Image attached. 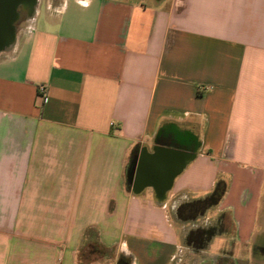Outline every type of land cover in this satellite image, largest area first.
<instances>
[{
    "label": "crops",
    "instance_id": "crops-1",
    "mask_svg": "<svg viewBox=\"0 0 264 264\" xmlns=\"http://www.w3.org/2000/svg\"><path fill=\"white\" fill-rule=\"evenodd\" d=\"M27 10L0 49V264H172L176 207L218 179L204 221L230 228L190 264H238L264 202V0Z\"/></svg>",
    "mask_w": 264,
    "mask_h": 264
},
{
    "label": "trees",
    "instance_id": "trees-1",
    "mask_svg": "<svg viewBox=\"0 0 264 264\" xmlns=\"http://www.w3.org/2000/svg\"><path fill=\"white\" fill-rule=\"evenodd\" d=\"M225 190L226 182L223 179H218L213 189L205 196L180 203L174 211L175 220L193 222L202 217L209 208L220 201ZM226 218L225 214H220L212 222L192 225L185 233L184 246L195 253L206 250L216 235L227 231ZM116 264H128V259L124 255H120Z\"/></svg>",
    "mask_w": 264,
    "mask_h": 264
},
{
    "label": "rangeland",
    "instance_id": "rangeland-1",
    "mask_svg": "<svg viewBox=\"0 0 264 264\" xmlns=\"http://www.w3.org/2000/svg\"><path fill=\"white\" fill-rule=\"evenodd\" d=\"M38 3V0H35L33 6L35 7ZM24 18V13H22L19 19L14 22V31L20 26L22 20ZM212 210L208 212V217L212 216ZM215 218V217H213ZM205 214L202 217H199L195 221H193V225L197 224H205ZM172 220H174L172 218ZM226 226L230 228V224L228 218H226ZM208 223V222H207ZM180 224H176L177 230L179 229ZM257 232L255 236L254 247L252 248V244L244 245V244H237L233 249V257L237 259L238 264H264V202L262 203L260 213L257 219ZM224 234H219L215 237L213 243L211 244L210 249L208 250V254L213 256L215 253L219 252L220 247L222 246V240L224 239ZM183 246V245H182ZM184 250L180 252L178 258H176L172 264H190L191 256L190 254L195 253L190 248L185 246L182 247ZM229 253V252H228ZM227 253V254H228ZM216 264H234L233 261H229L228 258H218L216 260Z\"/></svg>",
    "mask_w": 264,
    "mask_h": 264
},
{
    "label": "water",
    "instance_id": "water-1",
    "mask_svg": "<svg viewBox=\"0 0 264 264\" xmlns=\"http://www.w3.org/2000/svg\"><path fill=\"white\" fill-rule=\"evenodd\" d=\"M35 0H0V49L11 39L14 33V22L18 16L16 7L19 4L32 8ZM135 160L128 169V178L132 180L135 171Z\"/></svg>",
    "mask_w": 264,
    "mask_h": 264
},
{
    "label": "built area",
    "instance_id": "built-area-1",
    "mask_svg": "<svg viewBox=\"0 0 264 264\" xmlns=\"http://www.w3.org/2000/svg\"><path fill=\"white\" fill-rule=\"evenodd\" d=\"M47 85L45 83H40L38 85V94L43 99V101L47 100Z\"/></svg>",
    "mask_w": 264,
    "mask_h": 264
},
{
    "label": "flooded vegetation",
    "instance_id": "flooded-vegetation-1",
    "mask_svg": "<svg viewBox=\"0 0 264 264\" xmlns=\"http://www.w3.org/2000/svg\"><path fill=\"white\" fill-rule=\"evenodd\" d=\"M34 3H35V2H34ZM27 9H28V7L25 6V5H23V4H19V5L16 7V11H17L18 16H17L15 22L19 19L20 15H21L22 13H26V12L28 11Z\"/></svg>",
    "mask_w": 264,
    "mask_h": 264
}]
</instances>
